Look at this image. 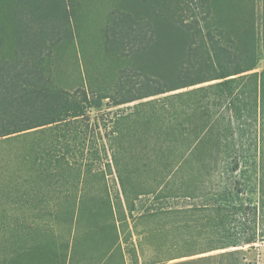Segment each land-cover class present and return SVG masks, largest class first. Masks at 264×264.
Here are the masks:
<instances>
[{
    "label": "trees",
    "instance_id": "16d2710c",
    "mask_svg": "<svg viewBox=\"0 0 264 264\" xmlns=\"http://www.w3.org/2000/svg\"><path fill=\"white\" fill-rule=\"evenodd\" d=\"M76 21L72 0H0V143L50 129L69 154L77 145L83 157L100 156L102 119L95 130L83 124L105 105L126 106L102 115L108 165L123 168L134 144L127 138L149 127L155 150L169 151V178L198 172L208 199L201 220L214 230L199 234L187 256L224 251L206 258L244 264L245 248L264 243V0H120L102 30L107 73L91 72ZM71 53L73 73L62 69ZM101 204L110 223L100 214L90 223L74 219L68 240L18 236L12 259L0 245V264H72L81 226L119 234L116 207ZM121 244L112 243L99 264Z\"/></svg>",
    "mask_w": 264,
    "mask_h": 264
},
{
    "label": "rangeland",
    "instance_id": "374dc122",
    "mask_svg": "<svg viewBox=\"0 0 264 264\" xmlns=\"http://www.w3.org/2000/svg\"><path fill=\"white\" fill-rule=\"evenodd\" d=\"M119 1L72 0L78 16L76 22L80 25L84 52L94 74L107 73L110 69L105 63L102 30L108 14ZM67 58L69 63H63L62 69L73 73L76 60L72 53L68 54ZM262 69L264 61L261 63L260 70ZM194 88L197 87L191 89ZM126 109V106L108 109L105 105L102 113L94 110L91 113V122L86 121L83 124L85 130L88 131L89 123V131L95 130V123L102 119L99 121L101 130L96 128L95 131L94 145L100 156L93 153V157L88 154L89 144L86 147L87 156L80 154V146L77 145L75 154H69L67 150L58 148L59 145H54L60 135L50 129L0 143V245L6 249L7 257L12 259L18 250L16 240L20 237L28 241L33 235L40 234L42 238H50L52 242L59 239L68 240L73 234L71 232L74 219L90 223L89 219L100 214L105 215L102 216L103 223H110L111 212L108 208L106 212V207L101 203L112 201L117 209L119 234L110 229L92 233L81 226L76 233L78 244L72 264H99L100 256L106 253L116 240L122 243V249H117L106 264H122L124 259L128 264H220L221 259L209 260L206 257L213 258L224 251L187 256L192 255L189 253L198 248L194 241L199 234L214 230L212 223L201 220L207 214L200 209L206 200L202 198L204 192L198 191V181L201 177L198 172L193 177L189 174V178L180 174L172 181L167 166L169 151L155 150L152 145L157 144L158 140L154 138V133L149 127L144 126L141 131H135L127 138L133 139L134 144L127 146V159L123 168L108 165L112 154L110 153L108 159L104 151L106 128L103 119L105 116L107 120L105 113ZM54 146L58 149L51 154V148ZM57 157L63 160L55 162ZM64 160L70 161V166L76 163L77 165H73L75 169L69 167L70 170L67 171ZM66 175H69L71 186H74V211L71 210L72 204L67 210V201L62 195H32L36 189L42 192L47 190V187L66 189ZM219 175L215 183L220 180ZM232 177L234 181L236 174H232ZM25 189L27 191H24ZM71 198L70 196V200ZM13 199L36 203V207L40 208L37 213L39 219L21 221L18 215L12 217L14 214L11 215L4 209V203ZM50 201L59 202L60 213H51L48 209ZM99 207L103 210L98 213ZM131 213L135 218H129ZM46 221H50L51 226L47 227ZM46 233L49 235H43ZM61 250L64 251L62 248ZM243 257L244 264H264V243H259L254 249L246 247L241 254V258Z\"/></svg>",
    "mask_w": 264,
    "mask_h": 264
},
{
    "label": "crops",
    "instance_id": "0c3cea01",
    "mask_svg": "<svg viewBox=\"0 0 264 264\" xmlns=\"http://www.w3.org/2000/svg\"><path fill=\"white\" fill-rule=\"evenodd\" d=\"M70 170L69 166H67V171ZM64 177H67V188L65 189V187H62V191L60 189V187L57 188H49L47 187L45 191L39 192L37 191V189L35 190V193H32V195H38L40 193V195L42 196H60L62 195V197L64 196L66 201H67V210L70 209L69 205L70 204H74V186H71L70 183V177L69 175H66ZM24 191H27V189H25ZM23 192V191H22ZM70 196L72 197L70 200ZM44 206V205H43ZM43 208V207H42ZM4 209L6 211L9 212V214H14V216L12 217H17V215L20 217L21 221H32L35 220L38 216L37 213L40 212V208L36 207V203L32 204L30 202H25V200L23 199H13V201H9V203H4ZM48 209H50L51 213H53L54 211H56L57 213H60V204L59 202H53L50 201L49 202V207ZM72 211L75 210L74 205L71 209ZM72 218L74 219V212H73V216ZM23 223V222H22Z\"/></svg>",
    "mask_w": 264,
    "mask_h": 264
}]
</instances>
